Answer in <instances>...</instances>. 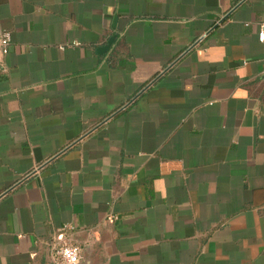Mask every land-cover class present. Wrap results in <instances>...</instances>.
Listing matches in <instances>:
<instances>
[{"label": "crops", "instance_id": "1", "mask_svg": "<svg viewBox=\"0 0 264 264\" xmlns=\"http://www.w3.org/2000/svg\"><path fill=\"white\" fill-rule=\"evenodd\" d=\"M263 23L264 0H0V264H264Z\"/></svg>", "mask_w": 264, "mask_h": 264}, {"label": "built area", "instance_id": "2", "mask_svg": "<svg viewBox=\"0 0 264 264\" xmlns=\"http://www.w3.org/2000/svg\"><path fill=\"white\" fill-rule=\"evenodd\" d=\"M258 38L264 42V23L260 26ZM13 43L12 33L6 29H0V56L3 57L10 51ZM5 70V66L0 59V73ZM69 226H64L63 231H66ZM52 264H79L82 259V250L78 244L73 242H65L54 246L50 252Z\"/></svg>", "mask_w": 264, "mask_h": 264}, {"label": "water", "instance_id": "3", "mask_svg": "<svg viewBox=\"0 0 264 264\" xmlns=\"http://www.w3.org/2000/svg\"><path fill=\"white\" fill-rule=\"evenodd\" d=\"M113 39H114V38H111V39L108 41V44H106V45L103 46V47H100L99 50H98V52L100 53V52H102V51H106V50H108L109 47H110V45H111V42H112Z\"/></svg>", "mask_w": 264, "mask_h": 264}]
</instances>
